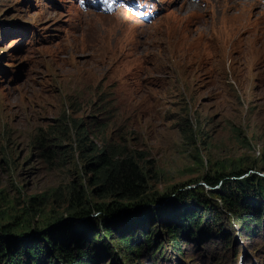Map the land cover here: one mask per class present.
Masks as SVG:
<instances>
[{
	"label": "rangeland",
	"instance_id": "374dc122",
	"mask_svg": "<svg viewBox=\"0 0 264 264\" xmlns=\"http://www.w3.org/2000/svg\"><path fill=\"white\" fill-rule=\"evenodd\" d=\"M137 2L0 0V237L39 241L87 220L102 236L83 241L92 264H264V225L244 233L201 181L264 179V0ZM244 17L249 28L232 31ZM109 147L138 162L147 205L106 238L100 214L130 205L92 184L88 160ZM189 192L216 227L180 229L184 208L172 205L181 194L191 208ZM145 229L161 248L130 260L118 235L138 246Z\"/></svg>",
	"mask_w": 264,
	"mask_h": 264
},
{
	"label": "trees",
	"instance_id": "16d2710c",
	"mask_svg": "<svg viewBox=\"0 0 264 264\" xmlns=\"http://www.w3.org/2000/svg\"><path fill=\"white\" fill-rule=\"evenodd\" d=\"M88 161L87 166L93 175L92 184L98 186L101 194L109 196L118 202L130 204L124 209L118 207L117 204H112L100 214L99 220L102 232L107 238L112 236L114 232L113 226L118 223L117 220L131 215L138 217L144 213L147 202L142 200L147 192V180L134 158L116 153L112 147L90 157ZM245 172L230 173L228 174L229 177L207 176L203 177L201 181L208 189L207 191L211 194H216V197L220 199L224 207L232 213L236 224L241 230L244 233H249L252 231V227L260 228L264 225V179L256 176L245 177L244 175L247 174ZM217 186H219L218 192H215ZM250 194L252 195V200L247 202L245 199ZM187 195L194 201L191 208L185 206L188 197L181 196V194L175 198L172 205V208H175V204L184 208L179 215L180 229H183L185 224L195 230L202 224H207L211 228L216 227L217 221L214 220L215 216L211 215L213 210L211 206L207 207V201L195 197L192 192ZM144 203L145 206L143 205ZM132 208L136 210H132ZM120 212L122 217L113 219ZM86 214L89 213L82 212L78 215L83 217ZM67 223L69 229L59 232L58 235L52 234L48 236V234L38 233L36 240L39 241L27 237L14 241L9 239L8 235L1 236L0 264H50L51 262H54V264H92L93 255H88L89 248L87 249L83 245V241L89 247L93 244L96 237L99 236L102 239L100 232L95 233L93 225L87 220H82L78 223ZM178 228L177 224L166 227L167 238L175 249H179L180 246ZM148 230L145 229L140 234L138 232L135 233L138 237L140 235L143 240L141 241L140 239L137 242L138 246L134 243L135 236L118 235L122 253L129 256L130 260L137 259L142 249L152 251V255L160 250V243L153 240L151 229ZM77 233H81L80 241L73 239L74 235H78ZM61 235L72 237V244H66V240H61V237L58 239V236ZM230 239L229 237L226 241V247L230 246ZM44 254H46V260L41 258Z\"/></svg>",
	"mask_w": 264,
	"mask_h": 264
},
{
	"label": "bare ground",
	"instance_id": "6f19581e",
	"mask_svg": "<svg viewBox=\"0 0 264 264\" xmlns=\"http://www.w3.org/2000/svg\"><path fill=\"white\" fill-rule=\"evenodd\" d=\"M190 5V4H189ZM233 7V6H232ZM187 8V7H186ZM191 10V9H190ZM196 11V10H195ZM197 12V11H196ZM200 14V13H199ZM235 18L234 16H230L228 19H230V18ZM249 26H250V24H249V20H248V18H245L244 17V19L242 20V21H240L239 23H238V25L237 26H235V28L233 29L232 27L231 28H229L230 29V31L232 30V31H235V33H240L242 30H246L247 28H249ZM235 33H234V35H235ZM233 35V34H232ZM229 37L231 38V35L229 34ZM256 37L255 36H253V41L252 42H250L249 43V46H251L252 44H254V48H256L255 47V44H256V39H255ZM237 38H235L234 39V42L232 41V43H231V46H234V45H236V43H237ZM253 47V46H252ZM260 55H263L262 53L260 54ZM258 60H261V56H258V58H257Z\"/></svg>",
	"mask_w": 264,
	"mask_h": 264
}]
</instances>
